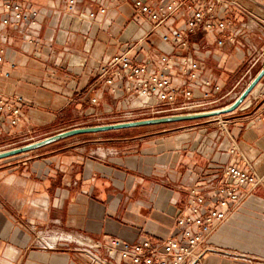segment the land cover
I'll return each mask as SVG.
<instances>
[{"label": "crops", "instance_id": "obj_1", "mask_svg": "<svg viewBox=\"0 0 264 264\" xmlns=\"http://www.w3.org/2000/svg\"><path fill=\"white\" fill-rule=\"evenodd\" d=\"M20 1L40 14L25 32L8 29L0 98L24 102L16 125L0 113V150L75 128L136 121L119 115L147 99L117 98L99 70L129 51L159 67V56L174 52L162 35L183 19L156 27L134 16L133 0H77L73 11L67 0ZM219 15L232 23L225 45L216 44L220 31L192 43L205 58L200 77L227 88L251 57L264 53V0H222ZM173 78L188 83L176 72ZM145 129L151 131L90 138ZM218 165L246 168L259 183L244 191L239 209L200 247L195 264H264V77L222 115L78 135L0 160V264H116L108 258L109 239H168L191 190H204L212 202L215 192L204 186L219 183Z\"/></svg>", "mask_w": 264, "mask_h": 264}, {"label": "built area", "instance_id": "obj_2", "mask_svg": "<svg viewBox=\"0 0 264 264\" xmlns=\"http://www.w3.org/2000/svg\"><path fill=\"white\" fill-rule=\"evenodd\" d=\"M76 3L77 0H67L68 10L73 11ZM220 5L222 0H133L134 16L146 17L156 27L174 25L180 19L184 22L171 33H163V41L171 44L174 52L160 55L159 67L139 62L131 51L116 54L102 65L99 72L108 75L106 84L117 98L130 94L147 99L138 109H126L119 117L137 121L223 110L242 96L264 68V53L251 57L245 70L227 88L200 77L205 58L192 42L220 31L216 44L223 47L230 37H225V33L232 23L219 15ZM100 12L105 13L106 8L102 7ZM39 14L37 8L26 6L20 0H0V64L6 61L4 44L8 40V29L25 32L37 24ZM95 14L91 12L90 15L94 17ZM193 54L195 58L190 60ZM259 65L262 69L256 72ZM175 72L184 76L188 83L175 82ZM197 86L201 89L199 96L195 95ZM23 102L21 97L10 101L0 98V113L8 115L10 122L16 125ZM15 148L18 147L11 149ZM217 169L219 183L210 181L204 186L206 192H215L212 202L204 197V190H191L187 211L179 214L178 227L168 239L153 241L143 237L128 241L111 238L106 244L108 258L116 264L197 263L200 247L208 244L219 227L239 209L246 196L244 191L254 189L259 183L257 176L246 168L218 165Z\"/></svg>", "mask_w": 264, "mask_h": 264}, {"label": "water", "instance_id": "obj_3", "mask_svg": "<svg viewBox=\"0 0 264 264\" xmlns=\"http://www.w3.org/2000/svg\"><path fill=\"white\" fill-rule=\"evenodd\" d=\"M263 77H264V68L261 70V72L257 74L253 82L245 90L242 96L233 105L223 110L219 109V110H215L211 112L198 113V114L193 113V114L181 115V116L149 118V119H142V120H137V121H128V122H123V123L121 122V123H114V124H108V125H97V126L93 125L89 127L75 128V129H71L68 131L58 133L53 136L50 135V137L43 139L41 141H38V142L30 143L22 147L0 152V160H4L6 158L24 154L30 151H34L35 149L37 150L45 146H48L50 144L56 143L58 141L64 140V138L67 139V138L78 136V135L94 134V133L112 131V130L146 127L150 125L151 126L164 125V124H169V123H176V122H183V121H190V120L194 121L197 119H205V118L222 115L238 107L242 103V101L245 100V98L251 92V90H253L255 86L261 81Z\"/></svg>", "mask_w": 264, "mask_h": 264}, {"label": "rangeland", "instance_id": "obj_4", "mask_svg": "<svg viewBox=\"0 0 264 264\" xmlns=\"http://www.w3.org/2000/svg\"><path fill=\"white\" fill-rule=\"evenodd\" d=\"M162 128H157L156 130H161ZM147 131H151L148 129L145 130H131V131H120V132H110L108 134H103V135H97V136H92L90 138H94V139H106L108 137H113V136H119V137H129V136H136V135H140L143 134Z\"/></svg>", "mask_w": 264, "mask_h": 264}, {"label": "bare ground", "instance_id": "obj_5", "mask_svg": "<svg viewBox=\"0 0 264 264\" xmlns=\"http://www.w3.org/2000/svg\"><path fill=\"white\" fill-rule=\"evenodd\" d=\"M56 238V237H55Z\"/></svg>", "mask_w": 264, "mask_h": 264}]
</instances>
